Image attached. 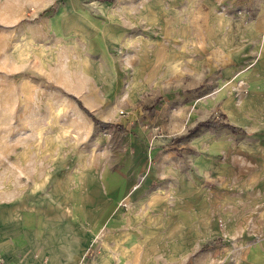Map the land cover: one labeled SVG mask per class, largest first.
<instances>
[{
  "label": "rangeland",
  "instance_id": "rangeland-1",
  "mask_svg": "<svg viewBox=\"0 0 264 264\" xmlns=\"http://www.w3.org/2000/svg\"><path fill=\"white\" fill-rule=\"evenodd\" d=\"M248 2L0 0V206L147 131L214 165L212 244L183 264H234L238 242L264 234V29L248 30L264 0Z\"/></svg>",
  "mask_w": 264,
  "mask_h": 264
},
{
  "label": "crops",
  "instance_id": "crops-1",
  "mask_svg": "<svg viewBox=\"0 0 264 264\" xmlns=\"http://www.w3.org/2000/svg\"><path fill=\"white\" fill-rule=\"evenodd\" d=\"M255 4L264 19V6ZM248 27L254 36L264 29ZM160 143L147 131L131 132L103 162L78 164L67 177L42 176L37 189L1 202L0 264H183L194 249H209L203 217H215L203 186L214 165L204 153L193 162ZM193 218L206 232H194ZM239 242L234 264H264V234Z\"/></svg>",
  "mask_w": 264,
  "mask_h": 264
},
{
  "label": "trees",
  "instance_id": "trees-1",
  "mask_svg": "<svg viewBox=\"0 0 264 264\" xmlns=\"http://www.w3.org/2000/svg\"><path fill=\"white\" fill-rule=\"evenodd\" d=\"M89 115L92 117V119L102 125V126H112L114 128H116L117 130H119L120 132L122 133H127L128 132V129L123 126L122 124H114V123H111V122H105V121H101L99 120L95 115H93L90 111H88L87 109H85ZM223 123L219 122V121H204L202 122V125L203 126H221ZM228 125V128H230L233 132L235 133H245V129L243 127H239V126H236V125H232V124H227ZM211 244L212 243H208L204 246V248H208V247H211Z\"/></svg>",
  "mask_w": 264,
  "mask_h": 264
},
{
  "label": "built area",
  "instance_id": "built-area-1",
  "mask_svg": "<svg viewBox=\"0 0 264 264\" xmlns=\"http://www.w3.org/2000/svg\"><path fill=\"white\" fill-rule=\"evenodd\" d=\"M123 112V111H122Z\"/></svg>",
  "mask_w": 264,
  "mask_h": 264
}]
</instances>
